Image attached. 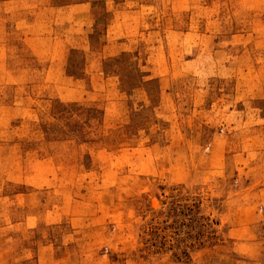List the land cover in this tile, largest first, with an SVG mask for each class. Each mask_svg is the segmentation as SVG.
Wrapping results in <instances>:
<instances>
[{
  "label": "rangeland",
  "instance_id": "obj_1",
  "mask_svg": "<svg viewBox=\"0 0 264 264\" xmlns=\"http://www.w3.org/2000/svg\"><path fill=\"white\" fill-rule=\"evenodd\" d=\"M173 187L264 264V0H0V264H186Z\"/></svg>",
  "mask_w": 264,
  "mask_h": 264
},
{
  "label": "trees",
  "instance_id": "obj_2",
  "mask_svg": "<svg viewBox=\"0 0 264 264\" xmlns=\"http://www.w3.org/2000/svg\"><path fill=\"white\" fill-rule=\"evenodd\" d=\"M162 204L164 208L153 213L152 222L144 230L148 234L144 248L154 246L156 253L172 252L178 262L191 264V253L215 238L217 221L204 213L202 195L183 192L178 187H173ZM182 230L184 235L180 234Z\"/></svg>",
  "mask_w": 264,
  "mask_h": 264
}]
</instances>
